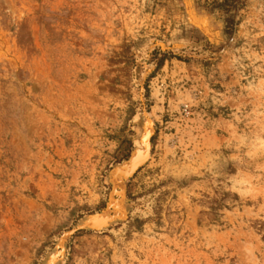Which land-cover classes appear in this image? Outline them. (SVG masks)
I'll return each mask as SVG.
<instances>
[{"label":"rangeland","instance_id":"1","mask_svg":"<svg viewBox=\"0 0 264 264\" xmlns=\"http://www.w3.org/2000/svg\"><path fill=\"white\" fill-rule=\"evenodd\" d=\"M0 264H264V0H0Z\"/></svg>","mask_w":264,"mask_h":264},{"label":"bare ground","instance_id":"2","mask_svg":"<svg viewBox=\"0 0 264 264\" xmlns=\"http://www.w3.org/2000/svg\"><path fill=\"white\" fill-rule=\"evenodd\" d=\"M143 158L144 157H143V154L142 153H140V152L135 153V155L133 156V158L131 159V161L129 163V166L127 167L128 168L127 171H129L131 169H135L139 165V163L142 161Z\"/></svg>","mask_w":264,"mask_h":264}]
</instances>
